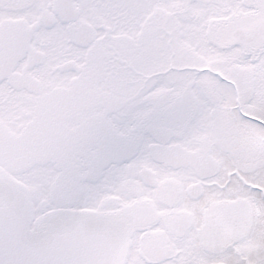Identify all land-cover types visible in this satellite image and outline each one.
Returning <instances> with one entry per match:
<instances>
[{
    "label": "flooded vegetation",
    "instance_id": "flooded-vegetation-1",
    "mask_svg": "<svg viewBox=\"0 0 264 264\" xmlns=\"http://www.w3.org/2000/svg\"><path fill=\"white\" fill-rule=\"evenodd\" d=\"M19 197L39 237L123 234L124 264H264V0H0Z\"/></svg>",
    "mask_w": 264,
    "mask_h": 264
},
{
    "label": "water",
    "instance_id": "water-1",
    "mask_svg": "<svg viewBox=\"0 0 264 264\" xmlns=\"http://www.w3.org/2000/svg\"><path fill=\"white\" fill-rule=\"evenodd\" d=\"M26 199L0 208V264H124L126 237L92 219L70 223L62 235L29 230Z\"/></svg>",
    "mask_w": 264,
    "mask_h": 264
},
{
    "label": "rangeland",
    "instance_id": "rangeland-1",
    "mask_svg": "<svg viewBox=\"0 0 264 264\" xmlns=\"http://www.w3.org/2000/svg\"><path fill=\"white\" fill-rule=\"evenodd\" d=\"M132 29H140L141 24L137 22V19H134L131 23ZM30 186L36 192V200L39 201L42 199V184L40 182H30Z\"/></svg>",
    "mask_w": 264,
    "mask_h": 264
}]
</instances>
